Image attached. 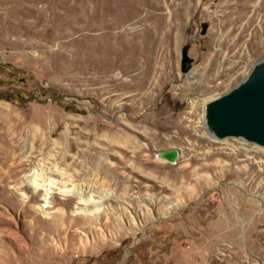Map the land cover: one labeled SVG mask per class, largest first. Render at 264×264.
<instances>
[{
	"label": "rangeland",
	"instance_id": "rangeland-1",
	"mask_svg": "<svg viewBox=\"0 0 264 264\" xmlns=\"http://www.w3.org/2000/svg\"><path fill=\"white\" fill-rule=\"evenodd\" d=\"M229 1L0 0V111L24 128L19 162L44 142L7 181L1 155L3 264H264V148L203 124L204 104L264 58L261 21L259 38L252 26L228 50L232 29L223 44ZM172 148L176 163L155 155ZM40 161L100 210L57 192L44 215L23 184Z\"/></svg>",
	"mask_w": 264,
	"mask_h": 264
},
{
	"label": "bare ground",
	"instance_id": "bare-ground-1",
	"mask_svg": "<svg viewBox=\"0 0 264 264\" xmlns=\"http://www.w3.org/2000/svg\"><path fill=\"white\" fill-rule=\"evenodd\" d=\"M214 1L215 2L217 1L218 3L222 2V0H214ZM188 2L192 3V2H194V0H182L181 6L186 5ZM220 13H221V15H222L221 17L223 19L222 31L225 32L227 35V37L225 35V39L223 41L224 45L228 43L227 42L228 38H230L232 33H234L236 30H239V34L237 35V40L233 44H231L227 47L228 50H232L235 47H237L236 46L237 43L239 44L238 41H240L246 35L248 30L252 26L255 27L254 31L252 33V39H257V38H259V36L262 35V33L258 29L257 23H258V21H261L260 24L264 23V0H230L228 2V4L222 8ZM174 14H175V12H174ZM166 25H168V23H166ZM232 29L234 30V32ZM148 30H150V27H148ZM204 106H205V104H204ZM3 114H4V111L1 110L0 111V120H1L2 125L0 126V128H1V132H0V158H1V155H5L12 162V164L10 166L7 165L8 166L7 167L8 168L7 174H4V177L2 178L3 181H7V179H10V178L16 176L20 170H23L22 166H25L28 164L31 165V160L34 159L33 156L41 153V151H42L41 146L43 145L44 142L40 143V145H38L39 147H36V148L34 147L35 149L33 148L32 152H31V156L27 157L26 161H20L19 162V158L21 156L20 151L22 149V147H21V145H22V134H23L24 128L22 129V126L18 125V123L15 122L14 119H17V118L7 120V118H9V117L6 118ZM203 114H204V108H203ZM10 118H12V117L10 116ZM80 156L86 157L85 155L83 156L82 154H80ZM89 157H90V155H89ZM93 159H96V158H93ZM78 165L81 168L80 169L81 171L79 174L77 173V177L83 178L84 175H86L88 173L87 168L85 166L86 165L85 158H84V160L78 161ZM43 167H44V165H43L42 161H40L37 164V167H35V169H33L31 171V173H29L26 176L23 184H25L28 189H32L35 193L43 192V199H44V202L46 204H45V206H42V209H40V210L42 211V213L44 215H47V213L45 212V210H46L45 208L48 207L47 204H49L51 202L50 200H51L52 195L54 193H57V192L60 193L61 195H63L64 197L65 196H77L80 199L79 201H81L88 208V210L81 209L80 212L87 211L90 214H94L100 210L99 203H97V202H95V200H93V193H92L93 190L92 189L87 188L86 186H83V185H81L80 187H77L76 185H73V184H71V187L69 188L68 183H66V182L64 183V181L62 182V187H59L57 184V181L51 179L50 177L46 178L47 176H45L43 173H41V170ZM262 172H264V171H262ZM51 173L60 174V176H62V177L67 175L65 172L61 171L59 168L51 170ZM262 174H264V173H262ZM69 182L72 183L73 180L69 179ZM97 193L99 195H101L103 198L106 196L103 193H99V192H97ZM25 208H27L29 210L30 209L33 210V207H29V206H26ZM65 215H66V213H65ZM0 242H2V241H0ZM0 246H1V243H0ZM3 258H4V256L1 253L0 254V264H3V261H4Z\"/></svg>",
	"mask_w": 264,
	"mask_h": 264
},
{
	"label": "water",
	"instance_id": "water-1",
	"mask_svg": "<svg viewBox=\"0 0 264 264\" xmlns=\"http://www.w3.org/2000/svg\"><path fill=\"white\" fill-rule=\"evenodd\" d=\"M203 24L202 33L205 32ZM188 46L181 51V71L191 68ZM203 124L216 140L236 138L264 148V58L255 62L249 73L228 91L205 103ZM157 158L176 163L178 149L155 153Z\"/></svg>",
	"mask_w": 264,
	"mask_h": 264
}]
</instances>
